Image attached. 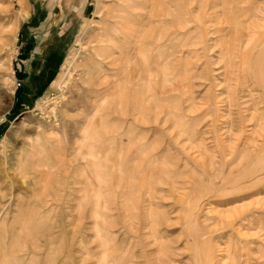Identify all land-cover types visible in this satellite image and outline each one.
<instances>
[{"label": "rangeland", "instance_id": "rangeland-1", "mask_svg": "<svg viewBox=\"0 0 264 264\" xmlns=\"http://www.w3.org/2000/svg\"><path fill=\"white\" fill-rule=\"evenodd\" d=\"M130 1L0 0V264H264V0Z\"/></svg>", "mask_w": 264, "mask_h": 264}, {"label": "bare ground", "instance_id": "bare-ground-1", "mask_svg": "<svg viewBox=\"0 0 264 264\" xmlns=\"http://www.w3.org/2000/svg\"><path fill=\"white\" fill-rule=\"evenodd\" d=\"M129 4H131V1H130ZM155 5L158 6V3H156ZM133 18H134L133 16L130 17L128 15L123 17L120 21L121 22L123 21L125 23V26L116 24V26H114L112 30H107L108 34L111 32L112 36L107 35L106 37H102V40H101V42H107V45L103 49L107 52L108 55L110 54V52L112 53L114 50L115 51L118 50V49L120 50V52H119L120 54H119V58L117 59V62L119 63V65H120V63L124 62V64L121 65V66L123 68H125V69L128 68V65L125 66V63H126L125 61L128 60L127 52L129 50H132V52H133V55H132L133 56L132 57V66H131L132 72L136 71V70H139V67H140L139 65L142 62L143 54L145 53L146 49H148V46L145 44L146 36H144V38H143L142 31L139 30V28L135 27V25L133 23ZM18 22L19 21H17V23ZM132 23H133V25H132ZM17 25H19V23ZM149 36H151L150 33H149ZM118 37H121L122 40H124L123 42L126 43V44L132 43V48L131 49H130V47L120 48L118 45H115V39H117ZM1 46H2V43L0 44V52L2 50ZM110 55H112V54H110ZM141 65H142V63H141ZM2 67L3 66L0 65V69H2ZM63 69H64V67H63ZM94 118L95 117H92L91 124L89 126H91L93 124L95 125ZM9 139L12 140V138H10V136L5 138L4 143H3L4 144V148L8 147ZM31 147L33 148L32 145H31ZM29 149H30L29 145L22 144L21 148H19L18 150L16 149L15 151H13V153L10 154L11 155L10 156L11 159H9V162H11V165H14V166H17V167L24 165L25 162H26L25 156L27 155V159L29 158L28 152H27ZM232 215H233V212L232 213L229 212L227 218L228 219L232 218ZM234 218H236V217H234ZM128 249H129V251L131 250L130 249V245L128 246ZM203 253H205L207 255V250L203 249ZM131 254H132V251H131ZM123 255L124 256H122V257H123V262L124 263H126L128 261V259H130V260L132 259V257L129 258V253H125L124 252Z\"/></svg>", "mask_w": 264, "mask_h": 264}]
</instances>
